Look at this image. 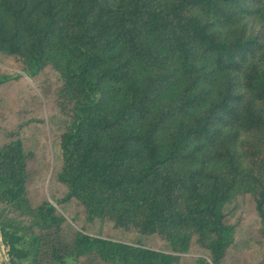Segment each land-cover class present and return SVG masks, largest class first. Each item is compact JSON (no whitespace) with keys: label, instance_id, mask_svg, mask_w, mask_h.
<instances>
[{"label":"trees","instance_id":"1","mask_svg":"<svg viewBox=\"0 0 264 264\" xmlns=\"http://www.w3.org/2000/svg\"><path fill=\"white\" fill-rule=\"evenodd\" d=\"M0 237L10 264H264V0H0Z\"/></svg>","mask_w":264,"mask_h":264},{"label":"rangeland","instance_id":"2","mask_svg":"<svg viewBox=\"0 0 264 264\" xmlns=\"http://www.w3.org/2000/svg\"><path fill=\"white\" fill-rule=\"evenodd\" d=\"M3 66H5V65H3ZM46 121H47V124L51 123L54 127H60V125L63 122L62 119H60L59 117H54V116H47L46 117ZM51 147H52V151L55 152V156H56L57 155V150L55 148V144H51ZM229 206L231 207V205H229ZM118 237L120 239H122V240H132L133 239V236L130 235V234H122V233H120L118 235ZM242 245H243V247L251 249L253 251L254 255H256L257 251L259 252V249L254 244H252V242L246 241V238H243Z\"/></svg>","mask_w":264,"mask_h":264},{"label":"built area","instance_id":"3","mask_svg":"<svg viewBox=\"0 0 264 264\" xmlns=\"http://www.w3.org/2000/svg\"><path fill=\"white\" fill-rule=\"evenodd\" d=\"M0 264H10L0 237Z\"/></svg>","mask_w":264,"mask_h":264}]
</instances>
